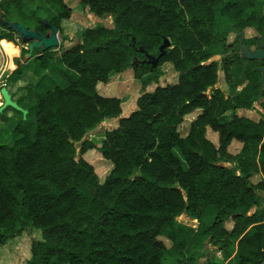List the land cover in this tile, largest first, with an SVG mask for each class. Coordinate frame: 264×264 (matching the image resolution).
Instances as JSON below:
<instances>
[{
	"label": "trees",
	"instance_id": "16d2710c",
	"mask_svg": "<svg viewBox=\"0 0 264 264\" xmlns=\"http://www.w3.org/2000/svg\"><path fill=\"white\" fill-rule=\"evenodd\" d=\"M79 5L100 20L85 29L82 43L64 50L54 64L49 50L34 56L43 70L60 61L73 76L37 102L34 128L6 127L7 138L0 141V249L32 227L42 240L32 245L29 264H186L188 255L204 257L208 245L220 246L225 260L236 258L229 264H264V119L236 114L255 103L264 109V89L261 72L248 65L242 73L253 92L236 93L232 80L239 72L232 70L233 45L227 43L230 32L245 35L247 28L264 37V0ZM2 13L43 35L49 24L61 30L62 20L72 16L65 0H1ZM107 17L111 26L101 22ZM165 38L172 48L158 65H142L140 48L158 56ZM1 46L9 56L18 53L7 40ZM218 47L223 52H213ZM167 64L179 75L175 84H163ZM221 68L228 97L216 89ZM128 70L142 82L143 94L131 100L136 109L124 117L122 100L102 96L98 86ZM150 85L155 89L147 92ZM230 112L233 119L221 122ZM195 113L182 136L185 118ZM105 121L118 125L99 143L83 141ZM209 129L218 144L208 138ZM233 143L242 145L237 154L229 151ZM89 150L113 165L103 183L83 157ZM180 215L195 228L192 234L175 228Z\"/></svg>",
	"mask_w": 264,
	"mask_h": 264
},
{
	"label": "rangeland",
	"instance_id": "374dc122",
	"mask_svg": "<svg viewBox=\"0 0 264 264\" xmlns=\"http://www.w3.org/2000/svg\"><path fill=\"white\" fill-rule=\"evenodd\" d=\"M1 1V0H0ZM16 1V0H13ZM68 6L72 10V16L67 22H64V25L62 26L60 32H59V40H60V46L59 48H53L50 49L47 52V58L50 63L54 64V61L56 58L59 57V55L64 51L67 50V47L72 48L73 46L82 43L81 36L84 33L85 29L95 25L96 23L100 22V20L96 17H93L89 15L88 11L85 9H82V7L79 5V0H65ZM102 23L106 24L107 26H111L113 21L111 18H107L104 20H101ZM4 36L5 38L3 40H7L8 42H11L16 46L18 49V53L15 56H9L5 53L1 46V42L3 40H0V90L1 88H7L9 92H12V97H16L18 94H21L23 92V95L25 94L26 97H28V94H26V89L24 88L25 85L27 86V82H29L32 85L33 92L37 91L38 94H42L39 91H45L49 88H52L55 84L58 82L59 85H62L66 82V79L73 76V73L64 65L62 62L57 61V68L55 71L51 72V77L53 80L48 81L45 83L46 79L44 78V75L49 74V71L43 72L41 70L40 62L37 61L34 57L27 59L26 54L28 53V44H24L21 40H18L15 35H12L11 32L4 28L1 25L0 22V37ZM245 41L251 43L252 47L251 50L255 51L257 49V43L258 42H264V37L262 34L257 31L254 28H247L245 30ZM236 34L234 32H230L227 37V43L232 44L233 47V62H232V70L237 73V70L239 72L238 75H235L233 78V84L236 85V93L241 92H253V84L249 82L248 78L244 76L242 73V69L246 66H256L257 68L262 67L263 63L261 61L257 62H251L248 63L245 61V59L241 56L240 53V47L238 42L235 40ZM256 41L255 43L253 41ZM260 40V41H258ZM258 41V42H257ZM69 48V49H70ZM172 48V47H171ZM224 48L218 47L215 51L216 53L223 52ZM35 54L38 52L35 51ZM220 57L215 55L213 57V60L219 61V68L222 67V62L220 61ZM30 62V65L26 67V63ZM28 62V63H29ZM55 67V66H54ZM53 68V67H52ZM51 68V69H52ZM239 68L241 70H239ZM27 69L33 70L32 76L39 77L40 81L43 79L42 84H37V82H34V79L31 77L30 81L28 79H23L24 76H27ZM173 67L171 65H164L163 70L165 72V76L162 78L164 85L169 84H175L178 82L179 75L175 73L174 70H172ZM50 70V69H49ZM20 71L21 75L18 76L17 72ZM220 79L219 83L216 86V89H221L225 96H229V86L225 82V76L224 72L222 71V68L220 69L219 73ZM66 78V79H65ZM39 81V80H38ZM39 81V83H40ZM45 83V84H44ZM143 86L142 82L135 78L134 70H128L123 74L119 75H112L110 78V81L107 84H100L98 86V91L102 96L106 97H117L122 100V106H123V116L128 117L135 109V104L132 103L131 100H136L141 97L143 94ZM155 89V85H150L147 87V92H152ZM20 90V91H19ZM1 96V105L3 102V98L0 92ZM36 102V96L30 97V105L28 106V109L30 111H33V105ZM23 101H21V104ZM20 105V104H19ZM21 106V105H20ZM19 115V113H17ZM236 114L238 116H244L251 118L255 121H258L261 119V117L264 118V109H262L260 103L255 104V107L251 110H243L239 111ZM198 115V113L191 114L185 118V121L183 125L180 128V132L182 136H187L190 132L191 122L194 119V117ZM20 116V115H19ZM234 117L233 113H227L225 116L221 118V122H227L232 120ZM7 121V119H6ZM5 116L3 115L1 117L0 115V141H4L7 136V129H12L8 125L6 126L5 123ZM34 122H35V115L31 113L29 116V119L26 120L23 119L19 121L16 125L22 124L25 125L28 129L34 128ZM118 125L117 121H105L97 128L89 131L86 136L84 137L83 141H92L94 143H99L102 140H104L105 132L107 130L113 129L115 126ZM5 129V131H3ZM14 129V127H13ZM2 134V135H1ZM207 136L210 140L218 144V134L212 132L210 129L208 130ZM242 145L239 143H233L229 151L232 154H237L241 150ZM80 150L78 149L77 158H79ZM175 154L179 156L182 160L183 157L180 154V151L176 149ZM91 165L94 166L95 171L99 177V181L103 183L105 179L110 174L111 170L113 169V165L109 162L103 161L101 158V154L97 150H89L86 154L83 156ZM223 165V164H222ZM224 166H227L229 168L233 167L232 164L225 163ZM260 177L257 176L254 179V182L259 181ZM261 204L264 205V192L260 196ZM253 211H255L253 209ZM253 211H251L253 213ZM228 229H232V224L229 223L226 226ZM175 228L182 234H192L195 231V228L192 227L187 223V217L185 215H180L175 221ZM42 240V234L40 230H37L35 228H27L24 233L7 242L6 245H4L0 249V264H29L30 258H31V248L32 245L36 242H39ZM164 243H166V246L170 247L171 243L166 238H161ZM203 254L204 257L199 258L200 254H191L186 257V264H207V262L210 260L212 262H217L220 264H229L234 263L236 261V258H233L232 260H225L223 256V252L221 250L220 246H212L208 245L207 248L204 250Z\"/></svg>",
	"mask_w": 264,
	"mask_h": 264
},
{
	"label": "water",
	"instance_id": "95a60500",
	"mask_svg": "<svg viewBox=\"0 0 264 264\" xmlns=\"http://www.w3.org/2000/svg\"><path fill=\"white\" fill-rule=\"evenodd\" d=\"M0 20L3 21L4 24H7L8 27L13 31L16 38L21 40L24 44H28V53L26 54V58L29 59L33 56L35 50H39V54L37 58H42L45 52L53 48H59L60 40H59V28L56 25L50 26V32L46 35L41 34L38 31L30 30L26 28L23 24L18 22H9L6 20V14L2 13L0 16ZM44 24H48L47 21H44ZM239 44H240V53L241 56L248 61H264V43H259L257 45V50L252 51L251 48L244 43L245 35L243 33H238ZM172 47V42L169 38H165L162 45L159 48V55L154 56L147 53L142 47L140 51L146 55V60L142 61V65L150 64L153 67H156L159 63L161 57H163L168 49ZM139 63L138 58L133 59V64ZM261 72V85L264 89V66L258 68ZM3 102L0 107V114H2L7 108L11 107L21 112L24 115V119H27V115L29 113L28 110L24 109L22 106L16 102L11 93L7 88H1L0 90ZM72 141V140H71Z\"/></svg>",
	"mask_w": 264,
	"mask_h": 264
},
{
	"label": "crops",
	"instance_id": "0c3cea01",
	"mask_svg": "<svg viewBox=\"0 0 264 264\" xmlns=\"http://www.w3.org/2000/svg\"><path fill=\"white\" fill-rule=\"evenodd\" d=\"M107 18H110V17H107ZM107 18H105V19H107ZM69 20V19H68ZM112 20V19H111ZM64 22H67V20L65 19V20H62V22H61V25L63 26L64 25ZM62 26H61V28H62ZM59 32H60V30H59ZM70 47H67L66 49H69ZM28 65H30V62L29 63H26V67H28ZM56 68H57V65H55V67H53L52 69H50V70H43V69H41V70H43V72H47V71H49V74H47V75H44V78L46 79V81H45V83H47L48 81H50V80H53L52 79V77H51V72H53V71H55L56 70ZM27 76H24L23 77V79H28L29 81H30V79H31V77L34 79V82H37L36 83V85L37 84H42L43 83V79H41V81H40V79H39V77L37 78L36 76H32V74H33V70H30V69H27ZM73 73V72H72ZM72 77V76H71ZM66 79V78H65ZM40 81V83H39V81ZM31 82V81H30ZM44 83V84H45ZM67 84V79H66V82L65 83H63L62 85H59V83L57 82L56 84H55V81H54V86L52 87V88H49V89H47V90H45V91H39V92H41L42 94L40 95V94H38L37 93V91H34L33 92V89L31 88L32 87V85L29 83V82H27V86L25 85V89H26V94H28V97H26L25 96V94L23 95V92L21 93V94H18L16 97H14V100L16 101V102H18V104H20L24 109H26V110H28L29 111V113H28V115H27V118L29 119V116L31 115V113L33 114V115H35V110H36V106H37V102L45 95V93H47L49 90H52V89H54L55 87H57V86H64V85H66ZM20 91V90H19ZM11 95H12V92H11ZM31 96H36V102L34 103V105H33V111L31 112L30 111V109H28V106L30 105V103H29V101H30V97ZM21 101H23V103L21 104ZM255 104H257V103H255ZM28 105V106H27ZM254 107H255V105H254ZM239 111H243V110H238L237 112H239ZM236 112V113H237ZM17 113H19V115L17 114ZM3 114H4V116H5V118L7 119V125L10 127V128H12L13 129V127H15L16 126V124L19 122V121H21L22 119H23V117H24V115L21 113V112H19V111H17L16 109H14V108H11V107H9V108H7L4 112H3ZM238 115V114H237ZM261 118H263V117H261ZM264 119V118H263ZM208 133V132H207ZM212 141V140H211ZM215 143V142H214ZM216 144V143H215Z\"/></svg>",
	"mask_w": 264,
	"mask_h": 264
},
{
	"label": "flooded vegetation",
	"instance_id": "af4514ba",
	"mask_svg": "<svg viewBox=\"0 0 264 264\" xmlns=\"http://www.w3.org/2000/svg\"><path fill=\"white\" fill-rule=\"evenodd\" d=\"M47 25H48V24H47ZM7 26H8V25H7ZM8 28H9V27H8ZM9 29H10V28H9ZM10 30H11V29H10ZM11 32H12L13 35H15V34L13 33L12 30H11ZM49 32H50V26L48 25V29H47V31L45 32L44 35L48 34ZM245 38H246V37H244V40H245ZM235 40L238 41V44H239V37H238L237 35H236ZM258 44H259V43H258ZM239 47H240V44H239ZM250 48H251V47H250ZM257 49H258V48H257ZM257 49H256V50H257ZM256 50H255V51H256ZM35 51H37L38 53H37V54L33 53V56H34V55L38 56V54H39V50H35ZM35 51H34V52H35ZM252 51H253V50H252ZM257 61H260V60H257ZM261 62L263 63V66H264V61H261Z\"/></svg>",
	"mask_w": 264,
	"mask_h": 264
},
{
	"label": "bare ground",
	"instance_id": "6f19581e",
	"mask_svg": "<svg viewBox=\"0 0 264 264\" xmlns=\"http://www.w3.org/2000/svg\"><path fill=\"white\" fill-rule=\"evenodd\" d=\"M0 105H1V96H0Z\"/></svg>",
	"mask_w": 264,
	"mask_h": 264
}]
</instances>
